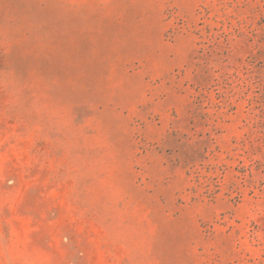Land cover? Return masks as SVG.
Segmentation results:
<instances>
[{
	"label": "rangeland",
	"instance_id": "374dc122",
	"mask_svg": "<svg viewBox=\"0 0 264 264\" xmlns=\"http://www.w3.org/2000/svg\"><path fill=\"white\" fill-rule=\"evenodd\" d=\"M0 264H264V0H0Z\"/></svg>",
	"mask_w": 264,
	"mask_h": 264
}]
</instances>
